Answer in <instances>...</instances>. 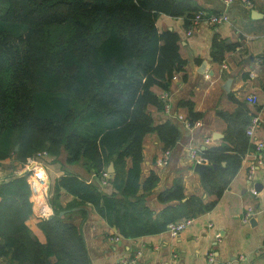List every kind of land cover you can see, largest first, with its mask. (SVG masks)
<instances>
[{"label":"trees","instance_id":"obj_1","mask_svg":"<svg viewBox=\"0 0 264 264\" xmlns=\"http://www.w3.org/2000/svg\"><path fill=\"white\" fill-rule=\"evenodd\" d=\"M202 9L195 0H0V161L26 163L38 151L82 163L99 178L113 163L104 189L99 179L67 173L50 188L54 214L39 225L41 242L27 220L37 212L30 170L0 181V258L6 264H94L81 228L69 221L80 211L85 221L92 206L125 238L164 232L171 222L212 210L229 187L253 144L246 133L249 109L219 111L228 122L226 142L203 151L209 164L202 185L207 197L187 195L181 177L149 204L158 177L141 181L144 139L158 133L165 149L182 138L167 120L157 124L150 105L164 106L154 90L168 83L186 63L180 36L161 31V14L184 17ZM236 45L215 35L211 55L222 62ZM232 98L238 102V99ZM191 123L202 118L192 100H182ZM225 163V164H224ZM73 196L66 204L62 194ZM176 202V203H174ZM62 211H66L61 215Z\"/></svg>","mask_w":264,"mask_h":264},{"label":"crops","instance_id":"obj_2","mask_svg":"<svg viewBox=\"0 0 264 264\" xmlns=\"http://www.w3.org/2000/svg\"><path fill=\"white\" fill-rule=\"evenodd\" d=\"M195 1L210 12L227 10L231 19L218 25L202 21L194 24L190 33V25L186 24L184 17L161 14L158 18L157 25L161 31L173 29L178 32L180 54L186 63L168 83L169 89L154 87L160 97L168 92L166 100L171 105L170 110L165 104L149 106L157 124L170 120L182 131V138L172 148L167 165L160 163L165 146L158 133H148L144 139L141 181L143 183L152 173L157 175L158 182L149 197L150 206L157 211L166 206L159 200V194L170 187L176 177L183 179L187 195L207 197L195 165L198 160L205 161V149L226 142L228 122L219 115V111L233 113L240 102L245 104L251 116L257 113L261 116L256 135L264 142V0H252L251 7L241 0H235L230 6H226L225 0ZM253 9L257 11L254 15ZM216 34L227 44L236 45L226 50L222 62L213 61L211 55ZM229 80L231 84L226 87ZM250 93L259 95L258 104L246 101V95ZM182 100H192L196 110L203 113L200 126L186 124L189 112L181 104ZM257 156L253 144L216 206L195 217L193 223L178 234L166 229L158 234L137 238L122 236L116 240L119 230L109 225L92 206H89L85 221L80 211L72 212L69 221L83 231L94 264H264V165L257 167L251 180L248 177L250 165ZM66 158L64 150L58 158L50 153L44 157L50 188L55 179L67 173L90 181L99 179L82 163L70 164ZM26 163L22 164L15 157L0 161V181L24 172ZM104 189L113 190L110 184ZM72 198L71 194L63 191L64 204ZM214 198V195L207 197L208 200ZM33 199L37 212L28 218L27 223L33 235L46 242L39 223L42 218L51 217L54 209L49 193H38ZM249 208L254 214L247 219ZM217 235L221 240L216 241ZM214 246L218 259L209 263L207 255ZM240 254L246 257L240 259ZM0 261V264H6L3 258Z\"/></svg>","mask_w":264,"mask_h":264},{"label":"built area","instance_id":"obj_3","mask_svg":"<svg viewBox=\"0 0 264 264\" xmlns=\"http://www.w3.org/2000/svg\"><path fill=\"white\" fill-rule=\"evenodd\" d=\"M235 0H225L226 6H230L234 3ZM245 5L251 7L253 5L252 0H241ZM230 14L227 10L220 11V12H210L207 9H200L195 13V15L192 18V24L189 26L191 33L192 26L194 24H198L202 21H205L207 23H210L211 25H218L226 21H230ZM168 96V92H164L162 95V98L165 100V107L167 110H170L171 105L166 100ZM259 95L257 93H250L246 95V101L250 104L256 105L259 103ZM262 118L257 113L254 114L251 117V121L246 127V133L250 138V142L255 145V150L258 153L257 158L251 163L250 169H249V179L251 180L253 178L254 172L260 165H264V142L257 138L256 131L258 126L261 124ZM202 123L201 119L195 121L194 123H191L189 120L186 121V124L190 127L200 126ZM172 149L168 148L165 149L162 159L160 160L161 164H168L169 163V156L171 154ZM193 154L196 155V152L193 151ZM49 152L47 150L38 151L34 156L30 157L26 163V170H30L31 173L29 175L31 188H32V195L36 196L38 193H49L50 190V181L49 176L46 170L45 165L43 164V159L45 156H48ZM198 162H204L208 163L206 161L198 160ZM96 176L95 174H93ZM112 177V174L110 173L109 169H105L99 176V180L103 186L108 185L110 178ZM254 211L252 208H249L246 217L247 219H250L251 216H253ZM195 217H186L183 219H180L175 222H171L168 225V230L171 231L173 234H178L182 230H184L186 227L191 225L194 221ZM122 237V235H119L116 237V240H119ZM221 240V237L217 235L216 241ZM208 261L209 263H214L218 259V253L216 251L215 246L210 249L208 252ZM246 255L240 254V259H244ZM135 261V260H134ZM230 264V262H228ZM174 264V263H172Z\"/></svg>","mask_w":264,"mask_h":264},{"label":"water","instance_id":"obj_4","mask_svg":"<svg viewBox=\"0 0 264 264\" xmlns=\"http://www.w3.org/2000/svg\"><path fill=\"white\" fill-rule=\"evenodd\" d=\"M256 12L257 11L255 9H253V11H252L253 15ZM230 84H231V81L229 80L228 83L226 84V87H228ZM220 166H221V164H209V163H204V162H197L196 165H195V170L198 171L202 175L207 169H211V168L217 169ZM109 171L113 175V173H114V165H113V163L109 166ZM65 212L66 211H62L61 215L65 214Z\"/></svg>","mask_w":264,"mask_h":264},{"label":"rangeland","instance_id":"obj_5","mask_svg":"<svg viewBox=\"0 0 264 264\" xmlns=\"http://www.w3.org/2000/svg\"><path fill=\"white\" fill-rule=\"evenodd\" d=\"M64 154V153H63ZM49 192H50V190H49ZM0 263H1V261H0ZM126 263H129V261H127ZM3 264V263H2Z\"/></svg>","mask_w":264,"mask_h":264}]
</instances>
